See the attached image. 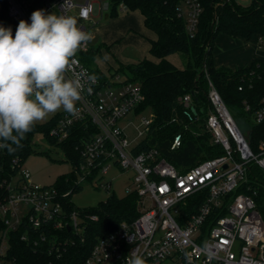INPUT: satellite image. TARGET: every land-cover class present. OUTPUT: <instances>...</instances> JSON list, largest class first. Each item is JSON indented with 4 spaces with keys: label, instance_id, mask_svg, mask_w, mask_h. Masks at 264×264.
I'll use <instances>...</instances> for the list:
<instances>
[{
    "label": "built area",
    "instance_id": "2783aa9c",
    "mask_svg": "<svg viewBox=\"0 0 264 264\" xmlns=\"http://www.w3.org/2000/svg\"><path fill=\"white\" fill-rule=\"evenodd\" d=\"M121 7L129 10L125 5ZM35 10L73 16L89 33L98 22L93 17L106 16L110 5L96 0L84 4L74 0H0V25L10 27L14 35L20 20L31 23ZM201 13L200 0H181L179 15L185 18L191 36L197 31ZM89 49L90 43L78 51L67 75L71 78L73 73L85 72L95 75L96 83L90 84L87 76L82 79L81 99L76 104L78 116L64 112L48 135L62 143L75 130L83 134L77 146L79 164H72L70 172L72 188L61 194L54 185L34 183L30 171L23 169L24 163L18 159L11 168L0 162V264H19L13 255L17 236L36 248L50 242L51 251L67 244L57 235L64 229L83 239L87 222L97 221L98 216L78 208L72 195L88 183H99L111 191L112 179L106 180L105 176L113 169L133 174L127 194L138 193L140 215L98 239L85 264H125V257L132 251L142 255L146 264H264V218L254 197L239 193L227 199L247 181L250 163L264 171V140L255 153L246 133L210 83L211 111L206 129L225 153L187 171L178 170L160 156L158 149L139 148L154 122L152 112L139 117L144 112L140 111L145 98L142 86L126 74L122 78L119 72L111 75L87 66L80 54ZM181 102L197 115L191 94L182 97ZM245 110L251 112V105L246 103ZM131 114L140 118L138 124L127 121ZM250 118L251 124H264V98ZM132 126L140 142L129 139L127 129ZM180 144L178 136L172 148ZM2 152L0 149V157ZM68 199L73 204L71 209L67 208Z\"/></svg>",
    "mask_w": 264,
    "mask_h": 264
},
{
    "label": "trees",
    "instance_id": "16d2710c",
    "mask_svg": "<svg viewBox=\"0 0 264 264\" xmlns=\"http://www.w3.org/2000/svg\"><path fill=\"white\" fill-rule=\"evenodd\" d=\"M200 2L202 13L194 36L188 34L186 20L179 15L181 0H112L108 12L109 17H118L121 5H125L129 11H139L144 17L145 26L156 34L155 39H150V54L153 59L145 58L138 63L127 64L116 72L126 74L130 80L142 86L145 98L140 111L151 110L154 114L150 133L141 142L140 150L158 149L162 158L182 172L225 153L220 144L212 141V136L206 129L211 111L208 100L210 83L236 120L241 117L250 118L264 98L263 59L254 60L250 66L237 70L214 64L215 41L219 35L246 41L256 37L263 40L260 45L264 44V0H252L248 6H243L236 0ZM175 54L184 58L183 68L177 67L168 59ZM99 55L101 46L93 44H90L87 52L80 54L87 66L97 69L96 59ZM187 94L193 96L197 115L181 102V98ZM246 103L251 105V112L245 110ZM63 113H59L48 124H36L21 142L23 146L14 153L9 154L3 149L1 164L11 168L15 160L25 163L32 154L37 153L34 137L38 133L45 134L51 144L62 148L71 164H79L77 146L81 142L82 133L75 130L62 143L48 136ZM250 128L248 140L256 153L259 143L264 140V124L252 123ZM178 136L181 144L173 149ZM71 178L72 174H63L53 185L63 194L72 188ZM239 193L252 195L264 218V171L256 163H250L247 181L228 195L227 199L230 200ZM66 203L68 209L73 208L70 199ZM88 212L97 215L98 220L87 222L84 238H78L73 232L64 229L57 235L67 244L58 243L57 251H51L50 242L42 243L36 248L17 236L13 255L18 263L85 264L98 239L114 232L121 224L130 223L139 217V195L136 192L123 197L113 194L99 208L88 209Z\"/></svg>",
    "mask_w": 264,
    "mask_h": 264
},
{
    "label": "clouds",
    "instance_id": "9594fccd",
    "mask_svg": "<svg viewBox=\"0 0 264 264\" xmlns=\"http://www.w3.org/2000/svg\"><path fill=\"white\" fill-rule=\"evenodd\" d=\"M30 20H20L14 35L10 27L0 25V149L9 154L51 114L63 110L78 116L82 79L87 76L90 84L96 83V76L85 72L67 75L78 51L93 39L75 17L35 10ZM125 264L146 261L132 251Z\"/></svg>",
    "mask_w": 264,
    "mask_h": 264
},
{
    "label": "rangeland",
    "instance_id": "374dc122",
    "mask_svg": "<svg viewBox=\"0 0 264 264\" xmlns=\"http://www.w3.org/2000/svg\"><path fill=\"white\" fill-rule=\"evenodd\" d=\"M77 4H84L86 0H74ZM97 2H100L101 4H107L112 2V0H96ZM237 3L242 4L243 6H248L251 4L252 0H236ZM120 9V8H119ZM120 11V10H119ZM105 14H108L106 12ZM95 21L97 22V25L89 29V33L93 36V39L89 42L90 44H93L94 46H98L102 44L103 42V36L101 33V29L104 27V25L107 23V20L105 18V15L103 17H93ZM221 38V37H220ZM221 42V39L219 40ZM250 46H256L257 50L264 51V44L260 45V42L257 41V44L255 41H251ZM218 48L221 50L222 54H228L227 50L223 48V46L220 47V44L218 45ZM240 54L238 52L234 53ZM145 55L149 59H153L147 52H144L142 48L136 47L133 44H126L122 47L120 50V57L123 59L124 62H138L141 61ZM233 56L232 53L229 54V57ZM176 64L179 66L184 67L185 60L181 55H177L175 57H172ZM100 61L101 68L107 70L108 68V61L104 60V56L99 55L98 58ZM103 60V61H101ZM111 62V61H110ZM247 60H243L241 62V65L246 63ZM127 64H114L112 65L111 75L115 74V68H121L124 67ZM236 65V64H235ZM247 65V63L245 64ZM240 67V66H235ZM232 69V68H231ZM234 70V69H233ZM122 78H125V74L121 73ZM64 112L63 110H60L54 114H51L49 117H47L45 120L38 122L37 124L45 125L48 124L50 121H52L59 113ZM151 114V110H145L139 117L146 115L149 116ZM139 117L135 116L134 114H131L127 121H133L134 123H139ZM238 126L243 131V133H246V136L248 137L251 122L250 118L247 117H241L237 120ZM122 126L124 124H121ZM129 139L132 140L133 138H136V142H140V139L137 137V132L135 131V128L132 126L131 128L127 129ZM35 142V149L37 153L32 154L24 163L23 169H27L31 173L32 181L34 183L43 185V186H50L53 185L59 176L63 174H68L72 171L73 166L71 162H69L66 158L65 152L62 148L50 144L48 140L46 139L44 134L38 133L34 137ZM106 180L112 179V188L111 191H108L100 186L99 183H92V184H84L83 188L76 191L72 195V200L74 204L81 209H96L101 206V204L106 201L110 196L113 194L117 195L118 197H123L127 194V188L132 187L133 185V174L132 173H119L115 169L110 170L109 174L105 176ZM105 179L103 181H106ZM163 264H174L173 262H165Z\"/></svg>",
    "mask_w": 264,
    "mask_h": 264
},
{
    "label": "crops",
    "instance_id": "0c3cea01",
    "mask_svg": "<svg viewBox=\"0 0 264 264\" xmlns=\"http://www.w3.org/2000/svg\"><path fill=\"white\" fill-rule=\"evenodd\" d=\"M119 16L118 17H108L107 23L101 29L103 36V43L98 45L101 46V56L107 55L110 57L108 61L107 70L101 68L100 60L96 59V66L98 70L102 73H111L112 65L114 64H133L134 62H124L120 57V50L126 44H133L136 47L142 48L144 52L150 54V39H155L156 34L149 30L144 23V17L139 11H125L120 6L119 7ZM107 15V14H106ZM221 37V38H220ZM221 39V42L219 41ZM259 41L258 38H253L251 41ZM251 41H246L244 39H232L226 35H219L215 41L214 48V64L217 67H229L234 70L242 69L251 65L254 60L263 59L264 60V51L257 50L256 46H250ZM223 46L227 50L228 54H222L221 50L218 48ZM240 53L235 54L234 53ZM232 53L233 56L229 57V54ZM178 54L171 55L168 59L177 67L183 68L176 64L175 60L172 57L177 56ZM152 57V56H151ZM148 58L146 55L143 59ZM142 59V60H143ZM247 60V65L244 63L241 65L243 60ZM103 61V60H101ZM140 62V61H138ZM136 62V63H138ZM236 64V65H235ZM240 66V67H235ZM118 67L115 68L117 71Z\"/></svg>",
    "mask_w": 264,
    "mask_h": 264
},
{
    "label": "water",
    "instance_id": "95a60500",
    "mask_svg": "<svg viewBox=\"0 0 264 264\" xmlns=\"http://www.w3.org/2000/svg\"><path fill=\"white\" fill-rule=\"evenodd\" d=\"M108 17H109V14L106 15V18H108Z\"/></svg>",
    "mask_w": 264,
    "mask_h": 264
}]
</instances>
